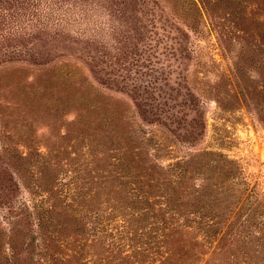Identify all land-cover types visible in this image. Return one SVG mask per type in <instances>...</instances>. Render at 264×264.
<instances>
[{
    "label": "rangeland",
    "instance_id": "374dc122",
    "mask_svg": "<svg viewBox=\"0 0 264 264\" xmlns=\"http://www.w3.org/2000/svg\"><path fill=\"white\" fill-rule=\"evenodd\" d=\"M23 5L25 51L0 60V156L26 155L19 198L127 142L165 163L224 152L264 188V0Z\"/></svg>",
    "mask_w": 264,
    "mask_h": 264
},
{
    "label": "trees",
    "instance_id": "16d2710c",
    "mask_svg": "<svg viewBox=\"0 0 264 264\" xmlns=\"http://www.w3.org/2000/svg\"><path fill=\"white\" fill-rule=\"evenodd\" d=\"M23 4L0 0V60L25 51ZM110 155L27 199L11 170L26 155L0 156V264H264V188L235 158Z\"/></svg>",
    "mask_w": 264,
    "mask_h": 264
}]
</instances>
